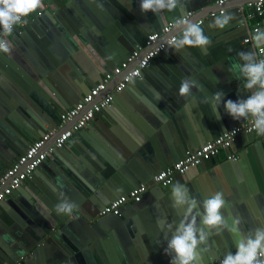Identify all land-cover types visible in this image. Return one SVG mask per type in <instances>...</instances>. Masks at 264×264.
Listing matches in <instances>:
<instances>
[{"label":"crops","instance_id":"obj_1","mask_svg":"<svg viewBox=\"0 0 264 264\" xmlns=\"http://www.w3.org/2000/svg\"><path fill=\"white\" fill-rule=\"evenodd\" d=\"M79 1L86 13L74 1L68 9V13L64 12L61 5L65 0L44 1L43 7L40 8L43 19H38L40 16L33 13L25 18L22 24L14 28L15 34H7L6 40L9 41L11 49L16 50L15 42L19 45V49L20 47L22 49L16 50L13 54L10 51L7 53L8 56H3L4 52H0V67H3L5 62L7 63V57L15 58L12 60L15 63L16 59L20 61L17 54L21 52L25 59L24 54L29 56L41 70L42 67L48 69V73L44 74L46 78L48 74L53 73H57L55 78H60L59 68L63 69L65 67L63 61L68 59L84 72L83 74L87 76L91 84H96L106 74L112 72L124 60L123 55L127 54L122 44L117 41L118 38H115L116 44L112 48L107 39L101 36L102 30L100 29L105 30L109 25H112L110 23L113 17L110 11L118 15L121 14L129 22V25L135 27L136 34L139 32L142 37L144 35L149 37L157 33L156 29L160 26L159 17L151 12L141 11L140 0H121L124 3L113 0L118 7L107 2V5L110 6L106 9L105 6H102L101 0ZM195 1L183 0V10H174L173 16L183 15L187 11L198 13L195 11L196 6L192 8ZM245 1L232 0V7L226 10L232 19L224 29L210 27V24L204 28L205 34L212 42L207 51L196 48H185L179 51L172 49V55H165L160 59L153 60L150 64L151 69L147 71L144 84L133 85L123 91L116 104L111 105L104 111L105 113L94 117L90 123L91 129H87L88 127L87 130L84 129L81 135H77L78 138L73 136L72 144L65 147L64 158L72 164L70 171L67 170L70 172V176L57 173L60 169V162L57 159H53L52 163L48 164L46 173L44 172L37 179L40 185L47 184L49 186L48 188L44 186V190L47 189L48 192H51L52 189H56L49 181H45L48 176L55 175L53 178L56 183H59L62 189L66 188L65 190L71 198L74 195L78 202H86V208L83 210L84 214L89 216L105 203L108 204L117 195L116 193H123L120 195L123 196L125 189H129L140 180H147L152 173L156 172L154 166L156 169L160 165L170 166L173 163H169L170 161L179 159L181 156L185 157L187 152L200 148L199 146H202L205 141L212 140L213 137L229 130L230 122L223 116L217 119L209 101L211 96L221 93L220 89L223 86L230 89V95L233 94L231 98H234V101L245 99L247 95L251 94L250 90L245 89V82L239 78L236 68V65L240 63L237 52L248 51L247 49L251 45L243 43L253 25L252 20L247 17L248 12L245 6L243 9L241 8ZM94 6L109 22L106 28H103V23L97 18V10L95 8L93 10ZM215 6L207 5L203 11L210 9L214 12L217 9ZM78 16L82 17L81 22ZM93 17L99 20L97 24L92 20ZM73 20L79 22L81 27L79 32L83 35H72L68 39L60 28L63 27L67 30L65 27H69ZM119 23L118 26L121 25V28L117 25L110 26L109 30L113 32L114 37L117 33L120 36V30L127 33V26L120 21ZM54 31L58 33L59 38L54 35ZM12 37L14 43L11 41ZM33 37H36L38 42H34ZM119 38L122 39L121 36ZM32 47L34 52L30 51ZM128 47L130 48V46ZM110 51L112 52L110 53ZM40 57L43 58V63L39 60ZM50 58L55 60V63L51 62ZM35 59L40 63L35 62ZM176 61L178 65L174 64ZM8 62L12 64L10 61ZM25 63L30 65L31 62L26 59ZM10 71L13 73L12 70ZM10 74L4 70L0 72V114L2 113L1 115L7 118L8 124L17 128L15 130L19 136L11 133V141L3 140L0 137V156L2 157L0 158V176L24 153L23 149H27L33 143L30 139L38 137V140L41 137L39 133L42 130H39L38 126L41 124L44 126L47 123L49 125L47 127L51 128L52 121H56L57 125L61 126L57 121L65 111L59 110L56 107V102L62 107L71 105L68 107L71 109L75 105V100L82 99L72 90H70V95L55 94L56 102L45 101L42 110V95L25 83H19L12 76L13 74ZM117 80L109 85L107 91L112 90ZM183 80H192L196 84L187 97L179 95V87ZM87 87L91 88L89 85ZM240 90H243L247 95L245 94V97L238 95L237 92ZM102 97L103 94L97 101ZM225 97L224 99H227ZM225 102H222L221 105H224ZM8 103H12L13 107H10ZM49 104L57 108L55 118L52 119L47 112ZM126 107L136 116L135 118L130 117L131 113L126 110ZM219 112L221 114L220 109ZM126 114L134 121L137 128H131ZM233 120L230 119V121ZM222 121L224 122L219 125ZM67 126L70 127L71 123H68ZM95 131L101 134L109 133L108 138L119 141L130 154L127 163L134 170L137 178L134 179L127 175V183L122 182L123 187H118L116 192L110 187L118 186V178L115 173L108 174L109 177L107 180L105 179L106 183L101 178L96 179L94 176L95 166L90 162V159L93 155L91 151H94L93 144L96 143L93 139ZM7 133L10 134L8 131ZM138 137L142 140L139 141L140 143L136 141ZM255 137L257 141L264 140V135L257 132H255ZM262 148L248 146L246 139H240L230 149V154L237 157L236 165L231 164L227 169L225 167L227 154L222 151L215 158L205 161L185 176L175 177L173 184L162 188V191L153 189L147 193L142 198L141 205L136 207L137 209L127 208L124 210L125 217H122L121 220L106 221L107 229H92L93 234H86L85 242H80L81 247L75 246L64 234V230L61 229L59 233L54 230L45 239L48 241L45 247L35 251L34 257L25 256L27 251H31L39 240L30 223L37 220L42 221L41 216L44 212L46 215L52 213V207L48 208L44 205V195L35 186L23 187L21 195L10 196L0 206V242H2L0 251L15 260L19 256H24L25 259H29L28 264H59L57 261L64 262L73 251L78 250L85 264H170L171 257L165 254V249L167 241L171 239L172 232L168 230L167 226L168 224H178L183 216L182 212H178L172 207L171 199L172 187L176 182H179L187 187L190 194L201 204L204 199L215 192L223 194L226 207L222 211L229 227L219 232L216 230L211 232L207 243L201 246L198 262V264H215L229 252H235L240 236L231 231L234 219L240 221L239 231L243 235L254 232L256 228H264V149ZM18 155L20 156L18 157ZM89 166L92 169L88 168ZM260 170H262V174ZM122 176H125V173H120L119 177ZM107 185L110 190L108 197L103 198L104 200L99 199V196L108 193ZM88 194L89 196L85 197ZM67 218L81 227L89 224L76 211L70 212ZM45 221L43 220V222ZM145 235L147 236V245L143 242ZM64 264L79 263L74 257H71V262Z\"/></svg>","mask_w":264,"mask_h":264},{"label":"water","instance_id":"obj_2","mask_svg":"<svg viewBox=\"0 0 264 264\" xmlns=\"http://www.w3.org/2000/svg\"><path fill=\"white\" fill-rule=\"evenodd\" d=\"M76 2L81 8L82 10L86 13V10L83 8V6L81 5L79 0H65V2H62L61 5L63 6V10L64 12L68 13V9L70 8L72 2ZM209 0H196L195 2H193L192 4V8H194V6H196L195 11H197L198 13L192 12V11H187L185 14L174 17V13L173 12H167L165 11L164 13L161 14V16H159V20H160V26L158 27V29H156L157 33H161V30L164 27H167L170 24H174L176 26L177 22L183 18V17H188L189 15V19H192L196 22H198L199 20L202 21L201 25L203 28H205L208 24H212L215 17L218 16V12L223 10L226 13V10H229L232 6V0L225 2L222 5H218V1L220 0H210L209 2H207ZM256 0H246L245 3L241 6V8L243 9V7L246 5V3L248 2H254ZM107 2L112 3L114 6L118 7L117 3H115L113 0H101V4L102 6H105V9L110 6L107 5ZM119 2L124 3L123 1L119 0ZM217 6V9L215 11H217V13L212 12V10L207 9L206 11H203L205 9V6L207 5H214ZM215 6V7H216ZM97 10L96 14L98 15L97 18L99 20H101V23H103V28H106L109 24L108 21H106L105 17L103 14L100 13V10L98 8H96L95 6L93 7V10ZM109 8V7H108ZM214 14V16H210V14ZM110 14L113 17V20L111 21L110 24L105 30L104 29H100L102 30L101 32V36L105 37L108 41V44H111L112 48L113 46L116 44V39L118 38L117 41L122 44L123 48L126 50L127 54L123 55V59L125 60L129 54H131L133 51L138 50L139 48L142 49V55L144 53H146L150 47L147 46V42H148V37H146L144 35V37H142V35H140V33L138 32L136 34L135 32V27L132 25H129V22L120 15L113 13V11H110ZM181 14V13H180ZM108 15V14H107ZM109 16V15H108ZM80 22L82 21V17L78 16ZM128 17V15H127ZM38 19H43V17H40ZM92 20L94 21L95 24H97V19H94V17L92 18ZM67 21V20H66ZM119 21L121 23H124L126 27V31L127 33H125L124 31L120 30V36L122 39H120L118 36V33L116 34V36L114 37V34L112 31H110V26L111 27H115L116 25L118 26ZM69 22V20L67 21ZM74 23V24H73ZM73 23H70L69 27H65L67 30H65L63 27H61L60 29H62L61 31L63 32V34L66 36V38H70L69 36L72 35H83V33L79 32L81 30L80 24L78 21L73 20ZM120 24V23H119ZM129 26V27H128ZM51 29H53L52 26H50ZM119 28H121V25L118 26ZM107 30V31H106ZM61 32V33H62ZM66 32H69L68 34ZM16 30H13L12 34H15ZM54 35L56 37L59 38V35L56 31L53 32ZM176 34V27L173 28V30L171 31V33L167 36H162L160 37V39L154 43L152 46H155L156 44L166 40L167 38L171 37L172 35ZM130 35L132 36L130 38ZM32 39H34V42H38L36 40V37H33ZM60 40V39H59ZM126 40V41H125ZM11 41L14 43V38H11ZM107 46V45H106ZM130 46V48L128 47ZM15 48L16 50H20L22 49L20 47L19 49V45L16 44L15 42ZM32 52H34V48H31ZM257 49L253 48V43L250 45V48H248V51L254 50L256 52L257 58H262L264 57V53L263 55H259L257 52ZM15 50V51H16ZM108 50H110V48H108ZM172 48L168 47L164 52H162L158 58L160 59L161 57L165 56V55H172L171 53ZM12 54L15 52L11 49ZM242 51V50H241ZM240 51V52H241ZM246 51V50H244ZM112 51H110L111 53ZM238 53V52H237ZM236 54V53H235ZM4 55H9L7 53H3ZM11 55V54H10ZM27 60H29L31 63L30 65L25 63V58L22 56L21 52L20 54H17V58H19V60L21 61H17L16 59V63L13 62L12 60L15 58H10L7 57V60L10 61L12 64H10L8 61L7 63L5 62L3 67H0V72H2V70L6 71L8 74L12 73L10 70L13 71V75L14 78L19 82V83H25L28 87L33 88L34 91L38 92L39 94L42 95V100H41V109H44L45 106V101H47L48 103H50L51 101L56 102L55 100H57V98L54 96L55 94H60V95H70L69 93H71L70 90H72L74 93H76L77 95H80L81 98L83 99L84 96H86L87 94H89V92L91 91V89L95 88V86L97 84H99L101 82L102 79H100V81H98V83L96 84H91L90 80L87 78V76L85 74H83L84 72L78 67L75 66L71 63L70 60L66 59L63 61L65 67H63V69L59 68V72H60V78H55V75H57V73H53V74H48L47 78L46 76H44V74L48 73V69L46 70L45 68L42 67V70L32 61V59L25 55ZM37 57V56H36ZM238 57V56H237ZM239 59V58H238ZM35 62L40 63V61L43 63V58L40 57L39 60L35 59ZM51 62L55 63V60L53 59H49ZM174 64L178 65V62H174ZM10 65V66H9ZM34 65V66H33ZM47 65V64H46ZM151 66V65H150ZM148 67L147 69H145L143 71L142 77L139 79H136L131 85H129L124 91L128 90L129 87H132L133 85H141L142 83L144 84V80L146 78L147 75V71H149L151 69V67ZM11 67V68H10ZM113 68V67H111ZM10 72V73H9ZM112 73V72H110ZM109 73V74H110ZM40 78H42L40 80ZM118 79L116 81V83L120 80V78H116ZM115 79V80H116ZM114 80V81H115ZM25 85V86H26ZM87 85L91 86V88H88ZM115 85V84H114ZM223 86L222 89H220V92L224 94V96L227 97V99H224V101L227 100H233L234 98H231L233 94L230 95V89L228 87ZM114 88V87H113ZM112 88V89H113ZM112 91V90H110ZM107 91L103 94V97L106 93L110 92ZM123 93V92H122ZM114 94L113 95V100L110 103V105L108 107H106L105 109H103L101 111V113H105L104 111L107 110L108 108L111 107V105L116 104V102L118 101L119 96L122 94ZM238 95H241L243 97H245V92L243 90H240L237 92ZM247 95V94H246ZM44 97V98H43ZM225 97V98H226ZM99 98V97H98ZM97 98V99H98ZM45 99V100H44ZM82 99L80 101L75 100L74 104L76 105L77 103L81 102ZM97 99L95 100V102L93 104H95L97 101ZM246 99V97H245ZM222 101V102H224ZM221 102V103H222ZM12 103H8V105L10 107H13ZM209 104L212 105L209 101ZM71 106V105H70ZM62 107L59 106L56 102V107L61 110V111H67L69 110L68 107ZM54 105H50L49 107H47V112L49 113V115L51 116L50 118H55V113H56V108ZM8 108V106H7ZM126 110L131 113L129 115H131V118H135L136 116L131 112V110L126 107ZM1 111V110H0ZM220 111L221 114L220 116H223V118L225 120H227V125L228 128H232L233 125H240L242 123H244L247 119H242V120H233L230 121V119H233L231 116L228 115V113L225 111L224 106L221 105L220 106ZM8 112V111H7ZM2 114V113H1ZM0 114V137L4 140H9L11 141L12 136L11 133L13 135H18L16 133L15 128L11 125L7 123V118L5 116H2ZM126 117L128 118L129 124H131V128H137L134 121L126 114ZM125 117V118H126ZM124 119V117H122ZM77 119H75L74 121L71 122V126L76 122ZM116 121V120H115ZM60 124V120L57 121ZM118 122V121H116ZM224 121L220 122V124H222ZM50 127L48 128L47 126H49L47 123L46 125H42L38 126L39 130H42L41 133H39L41 135V137L46 134L49 130L51 129H55L57 130L56 135L51 139V141L48 143L46 149L51 146L55 140L58 138V136L60 134H62L65 130L69 129L70 127L66 125L59 127V125H57L56 121H52L50 123ZM90 125V124H89ZM68 127V128H67ZM87 128V127H86ZM87 129H91V125L88 126ZM225 128V127H224ZM17 129V128H16ZM223 129V128H222ZM226 130V129H225ZM10 132L9 133H7ZM84 129L78 133H76L74 136H76V138H78L79 136L77 135H81L83 133ZM226 132V131H225ZM224 132L220 133L219 135L213 137L212 140L216 139L217 137H219L220 135H222ZM109 133L105 132V133H99V132H94L93 134V139L96 141L95 144H93L94 147V151H91V153L93 154L91 156L90 162L95 166V171H94V176L96 179L101 178L102 180L105 181L107 178L109 177L110 173H115L117 176V185L118 186H110L114 192L118 191V187H123V183H127V175L136 179L137 177L134 174V170L131 169L129 163H127L128 159H130V154L127 150L124 149V146L118 141L114 140L111 138V140L108 138ZM38 137H36V139H30L32 142H35L37 140ZM240 139H246L247 140V144L248 146H256L257 148L263 147L262 149H264V140L261 141H257L256 137H255V133H250V134H245V135H241L240 137L237 138L236 142L234 143V145L237 144V142ZM212 140H207L203 143V145L209 141ZM72 138L65 144V146L61 149H57L55 151H53L51 154H49L47 156V159L43 162V164L34 172V174L32 175V177L26 182L28 183L26 186H24L25 184L22 185V187H20L19 189L15 190L11 197H17L19 195H21V189L24 187H28V186H35L36 189L38 191L41 192L42 195H44L43 197V202L44 205H46V207H52V213L46 215V213L44 212L42 217V221H36L34 223H30L32 224L33 230L36 232V234L39 237V240L34 244V247L31 251H27V254L25 255L27 256H31L34 257L35 255V251L37 252V250L45 247V245L47 244V240H45L47 238V236L51 235L53 233L54 230H57V233L61 232L64 230V234L66 236L69 237V239L74 243L75 246L77 247H81L80 242L84 241V237L86 236V234L88 235H92V229H97V228H105L107 229L108 227L105 226L106 221L108 220H121L122 217L124 216V210L127 208H134L137 209L136 207L141 205L140 203H128L126 204L120 211V214L118 216H114V215H106V216H102L101 212L103 211V209L105 208V206L107 205V203H105V205H102L97 211H95V213L90 214L89 216H86V214H84V210H85V201L82 202H78L77 198L73 195L72 198L68 195V192L65 190L66 188L62 189L59 183H56L55 179L53 178L55 175L48 176L46 178L45 181H49L51 183L52 186H54L56 189H52L51 192H48L47 189L44 190V186L45 187H49L47 184L46 185H40L37 181L38 178H40V175L43 174L44 172L46 173L47 169H48V164H51L53 161V159H57L59 163V171H57V173L60 172V174L64 173L66 176H70V172H68L67 170L70 171V161L66 158H64V151H65V147H68L70 144H72ZM136 141L138 143H140L139 141H142L140 137L136 138ZM201 147V145L199 146ZM250 148V147H249ZM26 149H23V151L25 152ZM225 153L227 154V156H230V150L225 151ZM23 154V153H22ZM21 154V155H22ZM95 155V156H94ZM20 155H18L19 157ZM159 157V156H157ZM0 158H2L0 156ZM62 161H60V160ZM184 159V156L179 157V159H174L173 161H170L169 163H177L178 161H181ZM16 160V159H14ZM204 163V162H203ZM232 165H236L237 164V160H228L227 159V163L225 165V167L227 169H229L228 167H230ZM99 165V166H97ZM169 165L165 164V165H160V167L158 169H156V167L154 166L153 168H155L156 172L152 173L147 180H140L139 182L133 184L132 187H130L129 189H125L124 190V194H128L132 189L139 187L141 184H147L150 186V188L148 189V191L143 195V197L149 193L150 191H152L153 189H158L159 191H162V188L156 185H153V177L160 171L166 169ZM88 168H91V166H89ZM73 169V168H72ZM71 169V172L73 173ZM131 170V171H130ZM257 172V168L255 170ZM261 174H262V170ZM120 173H125V176H122L121 178L119 177ZM52 174H56V173H52ZM109 174V175H108ZM139 178V176H138ZM106 179V180H105ZM129 180V179H128ZM43 181V180H42ZM44 182V181H43ZM56 185H55V184ZM107 190L108 193L104 194L103 196H99V199L104 200L103 198L108 197V194L110 192L109 187L107 185ZM117 195H115V197L112 200H115L116 198L120 197V195H122L123 193H116ZM89 196L86 195L85 197ZM84 197V199H85ZM142 197V198H143ZM110 201V202H111ZM84 202V203H83ZM109 202V203H110ZM4 202L0 203V206L3 205ZM108 203V204H109ZM64 204H70L72 205L71 207V211H69L67 214H61L58 211V206L60 205H64ZM90 204V203H89ZM39 209V208H38ZM84 209V210H83ZM78 212L79 214H81L82 218L87 221L89 224H87L85 222V224H87V226H79L76 222L71 221V219L67 218L68 215L70 214V212ZM76 217V215H75ZM43 220H46L45 222H43ZM47 224V225H46ZM8 229V228H7ZM147 229V227H146ZM146 235L143 238V242H145V245H147V239H146ZM41 241V242H40ZM0 244L2 245V242H0ZM80 251H73V253H71V255L69 257L66 258V260L64 262L62 261H57L59 264H64V263H69L71 262V257H74L75 260L78 261L79 264H85L84 260L82 259L81 254L79 253ZM221 259V257H219ZM217 259V258H216ZM215 259V260H216ZM14 260V261H13ZM219 260V259H218ZM29 259H25L24 256H19L17 258V260L12 259L9 255L5 256L4 253H2V251H0V264H28Z\"/></svg>","mask_w":264,"mask_h":264},{"label":"clouds","instance_id":"obj_3","mask_svg":"<svg viewBox=\"0 0 264 264\" xmlns=\"http://www.w3.org/2000/svg\"><path fill=\"white\" fill-rule=\"evenodd\" d=\"M43 7V0H0V29L5 35L13 32L15 26L26 17ZM183 0H140V9L144 13L151 12L159 17L165 11L183 10ZM232 17L222 12L216 16L210 27L224 29ZM176 34L169 38L168 46L179 51L185 48L204 49L211 47V40L205 34L201 23L188 17L181 18L176 24ZM253 48L264 52V30L257 28L251 36ZM10 43L0 38V52L9 53ZM240 63L236 65L239 78L251 94L246 99L227 100L224 109L234 120L252 118V128L258 134L264 135V58H257L256 52L241 51L237 53ZM235 75V74H234ZM196 84L192 80H183L179 87V95L187 97ZM224 101L223 93H216L210 98L214 115L220 119V106ZM172 207L183 216L178 224H168L172 232L167 241L165 254L171 257L170 264H198L201 246L207 243L213 230L229 227L223 213L226 201L221 192H215L203 200L202 204L193 197L188 188L176 182L171 190ZM72 205L58 206L61 214L71 211ZM202 208V211H201ZM199 221V226H198ZM240 221L234 219L231 231L239 234L235 252L226 254L221 264H264V228H256L254 232L243 235L239 231Z\"/></svg>","mask_w":264,"mask_h":264},{"label":"built area","instance_id":"obj_4","mask_svg":"<svg viewBox=\"0 0 264 264\" xmlns=\"http://www.w3.org/2000/svg\"><path fill=\"white\" fill-rule=\"evenodd\" d=\"M46 0H43V2ZM230 0H220L218 5H222ZM247 10V17L252 19L254 13L258 16L264 13V0H256L254 2H248L245 5ZM223 10L218 12L220 15ZM38 16L41 15L40 9L36 12ZM33 14V13H32ZM190 16V15H189ZM188 16V18H189ZM211 16H214L212 14ZM27 18V17H26ZM23 22V21H22ZM19 23L16 26L22 24ZM202 23L201 20L198 21ZM178 23V22H177ZM15 26V27H16ZM175 25L170 24L161 30V33H154L148 37L147 46L150 49L142 55V49L133 51L128 57L123 60L110 74H106L101 82L91 89L89 94L83 97L82 101L74 105L71 109L62 113L59 117L60 127L71 123L75 119L76 122L62 134L58 136L55 142L49 146L48 143L56 135L57 130L51 129L38 140L33 142L25 152L0 176V203L8 199L12 193L22 187L27 182L34 172L43 164L47 159V156L57 149H61L65 144L73 138V136L89 126L93 121L94 117L101 113L103 109L108 107L113 100L114 94L122 93L129 85H131L136 79L142 77L143 71L147 69L151 62L158 58V56L164 52L169 46L166 40L152 46L156 43L160 37L167 36L171 33ZM259 28V25H252L249 34L243 40L245 45L252 44L251 36L255 33V30ZM3 30L0 29V38L6 39ZM259 55H263L260 49H257ZM264 58V57H262ZM120 80L116 83L112 91L106 93L98 102L93 104L95 100L104 94L109 85L116 79ZM256 131L252 128V118H248L244 123L232 127L216 139L209 141L202 145L200 148L189 151L186 153L183 160L178 161L166 169L158 172L153 177V185L161 188H167L173 184L175 177L185 176L191 170L200 166L203 162L209 161L215 158L220 152L230 150L237 138L241 135L255 133ZM228 160H237L235 155L227 156ZM150 188L147 184H141L139 187L132 189L128 194L120 196L115 200H112L105 206L101 212L102 216L114 215L118 216L121 209L128 203H140L143 195ZM222 260H219L215 264H221Z\"/></svg>","mask_w":264,"mask_h":264},{"label":"trees","instance_id":"obj_5","mask_svg":"<svg viewBox=\"0 0 264 264\" xmlns=\"http://www.w3.org/2000/svg\"><path fill=\"white\" fill-rule=\"evenodd\" d=\"M251 20L253 25L258 24L260 29L264 30V13L261 16H258V14L254 13V16Z\"/></svg>","mask_w":264,"mask_h":264}]
</instances>
